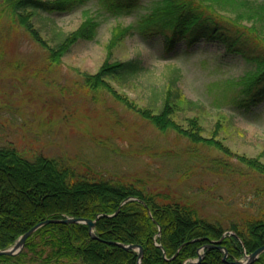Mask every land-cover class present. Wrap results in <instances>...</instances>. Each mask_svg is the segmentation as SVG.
I'll return each instance as SVG.
<instances>
[{
	"label": "trees",
	"instance_id": "1",
	"mask_svg": "<svg viewBox=\"0 0 264 264\" xmlns=\"http://www.w3.org/2000/svg\"><path fill=\"white\" fill-rule=\"evenodd\" d=\"M144 1L5 0V9L11 21L46 49L50 60L58 62L75 42L94 38L102 16L140 14ZM77 10L84 20L75 31L65 34L56 29L52 17ZM220 12L229 17L222 18ZM242 20L251 25H242ZM131 32L145 37L159 33L167 53L202 41L217 42L226 53L250 63L252 69L236 84L242 88L227 100L231 108L246 114L264 99V1L150 0L149 11L140 14L136 25L115 34L98 71L84 74L87 91L111 93L159 133L172 132L186 141L183 147L155 152L180 160L174 171L184 169L181 178L189 181L198 168L224 177L237 175L243 183L236 191L237 199L243 200L235 204L220 197L210 199L203 187L189 183L179 191L155 187L143 177L106 175L63 156L27 155L9 141L0 142V250L46 219L94 220L96 236L89 235L85 224L49 223L28 237L17 255H0V264H136V251L111 243L139 245L141 264H183L196 258L200 247L219 241L228 232L232 234H225L218 245L226 249V261L223 251L213 247L204 250L198 264H232L244 252L264 245V163L260 156L233 153L214 129L204 135L197 116L201 106L184 96L174 73L159 97L146 106H136L115 91L113 84L125 85L142 70L139 57L112 58L114 49ZM232 157L236 162L230 161ZM213 204L227 209H206ZM252 264H264V252Z\"/></svg>",
	"mask_w": 264,
	"mask_h": 264
},
{
	"label": "rangeland",
	"instance_id": "2",
	"mask_svg": "<svg viewBox=\"0 0 264 264\" xmlns=\"http://www.w3.org/2000/svg\"><path fill=\"white\" fill-rule=\"evenodd\" d=\"M144 4L140 14L149 11L150 0ZM140 14L102 16L94 38L78 40L56 62L11 21L5 0H0V142L9 141L27 155L63 156L106 175L143 177L155 187L179 191L187 183L191 187L199 185L210 199L220 197L238 203L243 200L236 194L243 187L239 176L224 177L198 168L189 181L181 178L184 169L174 171L180 160L160 157L155 152L183 147L184 139L172 132L159 133L111 93L85 89L84 74L98 71L108 57L115 34L136 25ZM220 14L229 17V13ZM52 19L56 29L65 34L75 31L84 20L80 10ZM241 24L250 26L251 22L242 20ZM161 36L131 32L114 49L113 59L139 57L142 61V70L128 83L113 84L118 95L136 106H146L159 97L167 78L174 73L184 96L201 106L197 116L203 134L208 136L214 129L217 138L233 153L260 156L264 163V99L246 114L231 108L227 101L234 90L242 88L236 84L253 66L226 53L213 41L167 53ZM222 122L225 124L216 130L215 125ZM230 161L236 162L235 157ZM206 209L227 208L213 204Z\"/></svg>",
	"mask_w": 264,
	"mask_h": 264
},
{
	"label": "water",
	"instance_id": "3",
	"mask_svg": "<svg viewBox=\"0 0 264 264\" xmlns=\"http://www.w3.org/2000/svg\"><path fill=\"white\" fill-rule=\"evenodd\" d=\"M128 200H131V199H125L124 201H122L121 205L124 204ZM119 209H120V207L117 209V211L114 213V215L119 211ZM148 213H149V211H148ZM49 223L85 224L88 227L89 235L92 238L96 239V236L94 235V229H95V221L94 220L82 219V218L46 219V220H43V221L37 223L36 225L32 226L28 231H26L23 235H21L18 238V240L11 247H9L7 249L0 250V255L12 256V255L19 253L22 250V248L24 247L26 239L28 237H30L34 232H36L39 228H41L42 226L49 224ZM222 238L220 240H222ZM220 240L216 241V242H210L206 245H203L198 250L197 259L196 260H188V262L185 264H198L200 262V260L202 259V257L204 256L202 251L204 249H209V248H213V247H217L218 249H220L224 252L222 260L226 261V258H227L226 250L223 247L218 246L220 243ZM111 244H115V245H117V246H119L125 250L137 251L138 257H137L136 264H141L143 252H142V248L139 245H136V244L124 245V244H118V243H111ZM262 252H264V245L258 247L252 253H250L248 255L247 261L245 263L236 260V261H233L232 264H252Z\"/></svg>",
	"mask_w": 264,
	"mask_h": 264
}]
</instances>
